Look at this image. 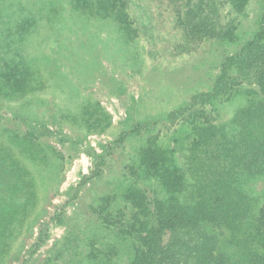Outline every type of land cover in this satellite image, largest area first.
<instances>
[{
  "label": "trees",
  "instance_id": "16d2710c",
  "mask_svg": "<svg viewBox=\"0 0 264 264\" xmlns=\"http://www.w3.org/2000/svg\"><path fill=\"white\" fill-rule=\"evenodd\" d=\"M129 2L63 0V14L56 17L44 47L59 41L73 13L87 21L95 17L115 23L126 43L146 35L148 27ZM251 2L188 0L177 13L179 46L190 51L214 43V51L205 62L198 57L189 79L179 82L173 71L160 73L180 84L172 89V106L140 113L96 156L91 176L79 186L94 183L96 194L81 216L62 221V210L51 218L67 229L39 264H264V6L256 11ZM52 5L53 0H0V99L25 101L14 129L0 128V198L5 202L8 188L18 180L26 188L22 198H28L26 211L20 206L14 217L0 216V264L21 254L24 246L19 241L15 250L11 247L10 231L21 228L36 205V188H43L47 199L66 160L39 143L43 132H53L48 126L57 119L46 99L31 107L43 87L37 65L55 74L62 61L79 64L87 43L74 61L69 60L72 48L60 42L58 50L51 49L55 57L42 50L28 57L25 41L40 33ZM188 81L204 88L193 90L189 100ZM237 100L241 104L226 119L224 111ZM38 107L47 108L44 119L35 113ZM80 116L86 133L106 132L111 125L97 101L85 102ZM80 135L75 131L73 142L79 143ZM28 157L38 158L45 169L31 172ZM44 235L39 232L22 264H34Z\"/></svg>",
  "mask_w": 264,
  "mask_h": 264
},
{
  "label": "rangeland",
  "instance_id": "374dc122",
  "mask_svg": "<svg viewBox=\"0 0 264 264\" xmlns=\"http://www.w3.org/2000/svg\"><path fill=\"white\" fill-rule=\"evenodd\" d=\"M263 1L252 0L251 6L257 11L259 6H264ZM187 3L188 0H131L129 4L132 13L148 27V31L146 35H140L128 43L121 38L115 23L97 20L95 17L88 18L87 21L80 13H73L74 16L71 15L59 41L55 40L44 47L48 42L47 36L51 34L49 31L52 24L64 11L63 0L62 2L53 0V9L50 14L49 8L48 12L46 11L42 20L43 28L39 29L40 33L32 35L25 41L28 57L38 56L41 50L47 56L55 57L52 50H58L60 42L72 48L69 60L74 61L73 56L78 48L84 42L87 45L80 49L83 60L81 59L79 64L62 61L63 63L57 66L55 74L51 73L46 65L45 69L37 65L42 70L43 87L35 93L31 107L37 105V99H46L51 103L52 112L57 119L48 126L53 132L50 134L47 131L43 132L39 143L63 154L66 160L58 167L60 172L56 175L55 188L47 191V199H43L44 189L36 188L38 194L36 205L29 209L21 228L10 231L14 234L11 247L14 246L15 250L21 241L24 248L21 254H11L5 261L6 264H22L23 257H27L39 232L44 231L43 243L32 257L34 264L42 262L52 243L62 237L67 229L66 224L51 222V218L62 210L65 217L62 221L68 222L72 217L81 216L96 194L97 187L94 188V183L79 188L82 181L91 176L97 163L96 156L103 155L104 147L130 122L136 120L140 113L150 114L172 106L171 97L176 93V89L174 91L172 89L175 86L180 89V84L164 80L160 73L164 75L173 71L176 73L175 78L181 82L180 80L187 76L189 79L193 71L191 68L198 61V57L202 58L203 62L208 60L209 53L214 51L217 44L204 43L190 51L179 46L182 37L176 15L180 10H185ZM48 14L52 22L47 19ZM251 20L250 18L248 22ZM106 37H109V40ZM106 41L109 42L104 50ZM93 45L98 49H92ZM193 90L201 91L204 88L193 87L188 81V100ZM87 101L99 102L109 114L111 125L106 132L86 133L80 114L83 104ZM24 103L25 101L7 102L0 99V128L14 129L17 124L16 118H23L19 110L23 108ZM239 104L240 100L229 104L223 113L224 117L231 118ZM26 109L30 107L24 105V110ZM35 113L43 118V115L47 116L48 110L46 107H38ZM56 131L61 134H56ZM75 131L83 132V135L78 136L79 143L73 142L76 139ZM72 146L82 148L77 150ZM48 155L55 161L51 153ZM27 164L33 173L45 169L44 163L36 157H28ZM37 182L36 184L40 185L41 179H37ZM22 184L23 182L18 180V184H12L8 188L6 203L0 198V216L3 218L14 217L15 208L20 206H24L23 211H26L28 198H22V191H26Z\"/></svg>",
  "mask_w": 264,
  "mask_h": 264
}]
</instances>
